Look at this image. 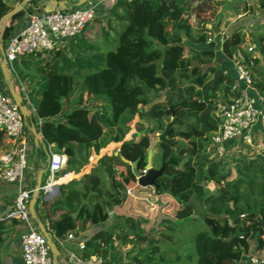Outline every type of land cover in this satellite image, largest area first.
<instances>
[{
	"label": "trees",
	"instance_id": "1",
	"mask_svg": "<svg viewBox=\"0 0 264 264\" xmlns=\"http://www.w3.org/2000/svg\"><path fill=\"white\" fill-rule=\"evenodd\" d=\"M9 1L0 0V18L14 6ZM193 1L200 0H119L104 18L110 28L100 27L105 50L87 38L85 32L90 30H83L68 39L67 52L53 48L19 56L31 59L30 67H22L29 61L22 60L20 65L19 57L13 60L16 91L28 112L23 116L24 129L34 123V113L41 119L38 130L45 149L52 144L54 152L66 155L64 166L55 173L56 183L60 182L57 195L50 200L40 195L34 205V222L44 225L56 246L68 232L76 234L78 227L94 226L84 248L76 246L75 252L82 257L102 256L106 264H256L250 259L264 260V161L241 156L232 168L229 157L211 145L221 123L219 105L242 94L229 61L236 53H241L240 63L250 72V90L259 96L256 106L259 99L264 103V33L253 39L256 50L248 51L243 32L237 28L225 34L220 18L219 35L203 23L192 26L189 19L197 18L190 8ZM44 3L28 0L12 15L0 29L1 46L16 21L32 10L42 11ZM257 3L264 18V0ZM247 8L254 11L250 5ZM111 20L117 28V44L108 49L114 28ZM99 21L95 17L91 23ZM212 36L221 47L219 60L225 58L221 64H216L209 46ZM159 96L163 99L154 101ZM90 98L100 100L99 105L86 107ZM60 114L63 123L50 120ZM166 128L169 143L154 145L152 166L165 165L153 190L174 198L180 207L173 217H161L151 236L143 217L116 215L105 227L110 210L123 202L124 191L140 187L131 163L136 162L139 172L144 169L148 134ZM3 134L0 130V137ZM110 142H120L114 153L100 155L88 172L73 177L91 153L110 149L114 144L104 148ZM93 162L90 158L88 167ZM195 219L205 224V230L187 239L175 236V229ZM9 232L0 222V245ZM117 241L125 247L121 254H116Z\"/></svg>",
	"mask_w": 264,
	"mask_h": 264
},
{
	"label": "built area",
	"instance_id": "2",
	"mask_svg": "<svg viewBox=\"0 0 264 264\" xmlns=\"http://www.w3.org/2000/svg\"><path fill=\"white\" fill-rule=\"evenodd\" d=\"M119 0H85L81 5H76L66 11L55 8L53 11H33L28 15L27 24L15 29L5 41L3 55L5 61L12 68L14 59L21 55L48 51L53 48H66L68 39L78 35L84 30L100 11L105 10ZM248 51H255L254 44L247 47ZM234 72L237 83L245 88H251V75L249 70L240 63L241 53L234 56ZM20 90L24 92L23 83L18 81ZM221 123L216 133L211 137V145L221 155L235 141L247 139L252 126L259 124L264 128V113L257 108L256 98L242 93L236 98L219 105ZM40 122V120H39ZM23 116L9 94L7 88H0V130L12 139L15 147L0 155V179L5 182L20 181L27 165V155L32 148V143L22 139L24 133ZM47 175L39 188L43 197L47 192L55 196L50 185L55 183L56 171L61 169L66 162L64 152L48 151ZM146 168L140 171L146 173ZM32 189H20L17 193L7 218L16 219L20 225V250L23 264H53L51 252L46 239L38 229L28 210V203L32 197ZM131 188H127L129 194ZM43 199H45L43 197ZM79 250L84 248V240L76 239L74 230L68 232L64 238L58 239L57 248L62 250L58 256L57 264H106L102 256L91 255L82 257L75 251L65 247L66 240H74ZM256 264H264V260L250 259Z\"/></svg>",
	"mask_w": 264,
	"mask_h": 264
},
{
	"label": "rangeland",
	"instance_id": "3",
	"mask_svg": "<svg viewBox=\"0 0 264 264\" xmlns=\"http://www.w3.org/2000/svg\"><path fill=\"white\" fill-rule=\"evenodd\" d=\"M251 2L254 3L256 2V0H200L198 2L193 1L190 8L196 13L197 18L191 17L189 19V24L192 26H195L198 23L213 25L215 24V21L219 16V18L221 19V24L219 27L222 28V31L225 34H229L234 29H240L245 36V46L248 47L249 45L254 44L253 39L257 35L264 33V21L262 20L260 15H254L252 13H249L254 15L255 18H237V14L241 11L242 5H245V8H247L246 4H251ZM105 17L106 15H104V17L99 16V22H95L93 24L89 22L84 28L85 31L90 30L88 34L87 32H85L87 38L91 39V41H97V44L100 46L101 50H105V44L103 42L104 34H102L100 27H109L108 22L104 21ZM111 24L112 26H114V28L110 29L109 39H111V43L107 46L108 49L114 48L117 44V40L114 38V35L117 32V28L115 27V22L113 20H111ZM211 42H213L211 47H213L215 53L214 61L216 62V64H221V61L219 60L218 56L219 50L217 45V37L212 36ZM189 44L197 47L196 44ZM90 99L92 100L91 104L99 105L100 100L93 101V98ZM162 99L163 97L159 96L155 98L154 101H160ZM257 106L264 113V103L261 99L258 100ZM132 131L133 127L130 128L129 133H131ZM129 133L125 135L124 139H128ZM110 143H108L105 148L108 147ZM113 144L114 145L110 149L106 150L107 152L114 151V149H116V145L118 143ZM95 155H98V153H91L88 160L90 158L94 159ZM250 155L258 157L264 161V128H262L259 124H256L251 127L247 139H240L238 141H235L228 147V149H226L223 154H221V156L229 157V163L232 168L234 167V162L238 157ZM88 160L86 164H88ZM45 177L46 176H44L43 182L45 181ZM124 194L125 198L123 202L120 205L114 206L110 210L109 218L104 223L105 227L109 225V221L113 219L116 215L143 217L146 219L144 228L146 229L147 234L151 236L155 233L156 224L159 219L163 216L173 217L174 212L177 210V208L180 207L179 202L176 201L174 198L166 194H157L154 192L153 188H131L129 194L126 191H124ZM89 227L91 229L96 228L94 226ZM86 229L88 230V227ZM203 230H205V224L201 220L195 219L190 220L189 224L181 226V229H175L174 233L176 237L187 239L189 237H195ZM124 249L125 247L120 245L118 242L116 254L123 253Z\"/></svg>",
	"mask_w": 264,
	"mask_h": 264
},
{
	"label": "crops",
	"instance_id": "4",
	"mask_svg": "<svg viewBox=\"0 0 264 264\" xmlns=\"http://www.w3.org/2000/svg\"><path fill=\"white\" fill-rule=\"evenodd\" d=\"M21 0H12L9 1L10 4L12 5H16L20 2ZM77 2V0H66V5L65 6H70L71 4H75ZM252 6L254 8L253 12H249V10H247L248 8H245V5H242L241 11L237 14V18H241V19H251V17L253 18L254 15H260L262 20L264 21V18L261 14V10L258 7V3L257 0L256 2L251 4H246V6ZM110 6L108 5V7L102 11H100L98 13V15L96 17H104V15H107V10ZM34 10H32L33 12ZM31 12V13H32ZM248 13V14H247ZM252 13V14H249ZM30 13H26L23 16H21L15 23V27L14 30L17 28H20L22 26H24L25 24H27L28 21V15ZM219 17V16H218ZM255 18V17H254ZM219 47V51H221V47L220 44H217ZM225 58H221V62L223 63L225 60ZM22 60H24L25 62H27L24 66L22 67H30L32 66V60L28 58L25 59H21V57L18 58V62L21 65L22 64ZM3 61V48L2 50L0 49V65ZM233 69V65H234V60H229ZM5 65H6V72H7V76L8 79L5 78V75L3 74L1 67H0V88H7L9 87V82H12L14 88H17V82L15 77L13 76L12 73V68L9 66V64L5 61ZM240 88H242V93L248 94L254 98H259L258 94L256 91H252L250 90V88H245L243 85H239ZM29 107H31L29 105ZM86 107L90 108L91 107V101H88L86 103ZM33 117H34V123L33 124H29L27 126V129L24 130L23 133V137L22 139L27 140L28 142L32 143V148L29 150L28 155H27V165L26 168L23 171V175L20 179V181L17 182H5L2 179H0V222L2 223V225L6 226L8 229H10V232L8 234L5 235V238L2 242V244L0 245V260L3 264H23L22 259H21V250H20V239H19V234H20V225L18 222H12L13 219L12 218H7L6 214L10 211V209L13 206L14 203V199L17 195V193L20 191V189H32L34 188V185L36 183L38 174L40 172V170L43 169L42 172V180L44 179V176L47 175V164H48V159L46 158V154L48 153V151H52L54 152V146L51 144L49 145L48 149H45L43 142H42V136L38 130V126L40 124L39 120L41 121L40 118L36 117V115L33 113ZM51 121L53 122H64V118L63 116L60 115H55L53 117L50 118ZM35 133L38 135V137L35 136ZM35 140L38 141L37 144H35ZM115 143V142H113ZM110 143V144H113ZM118 143L116 145V149L119 146L120 142H116ZM115 143V144H116ZM15 143L12 139H9L6 135H2L0 137V155L10 149H13L15 147ZM105 148V147H104ZM103 149V148H101ZM101 149L98 152V155H95V158L93 159L94 162L92 165L88 166H84V168L82 170H80L77 174L73 175V177H78L79 175L88 172L90 170V168L94 167L96 164V160L97 158L104 154H110V153H114V151H101ZM86 168V169H85ZM73 174V173H72ZM71 177V178H73ZM46 178V177H45ZM58 179V178H57ZM56 183V182H55ZM60 182H57L56 184L59 185ZM57 194H55L56 196ZM40 197V194H39ZM43 198V197H42ZM52 199V198H51ZM37 200V199H36ZM45 200V199H43ZM50 200V199H49ZM39 215L41 219H45L44 217V209L42 207L41 204H39ZM96 228H90L88 227V230H82L80 227H78L77 229H75L76 234L75 238H87L89 237ZM65 247L67 249H71L73 251H76V242L75 239L74 240H66L65 242ZM59 252L61 255L62 250L60 248Z\"/></svg>",
	"mask_w": 264,
	"mask_h": 264
},
{
	"label": "water",
	"instance_id": "5",
	"mask_svg": "<svg viewBox=\"0 0 264 264\" xmlns=\"http://www.w3.org/2000/svg\"><path fill=\"white\" fill-rule=\"evenodd\" d=\"M44 1H45L44 6H43L44 12H50V11H53L55 8H59V7L63 9V8H65V5H66V0H44ZM84 1L85 0H77L76 5H81L82 3H84ZM27 2H28V0H21L18 4L14 5L11 9H9L7 12H5L2 15V17L0 18V29L1 30L3 29L4 23L8 22L9 18L12 15H14L15 13H17L19 10H21ZM218 19H219V17L216 19L215 24H213V25L203 24V26L210 28L214 32L215 35H219V32L216 29V24L218 22ZM0 36H1V33H0ZM212 44H213V42L209 43L210 46H212ZM0 49L2 50L1 44H0ZM0 67H1L3 74L5 75V78L8 79L4 55H3V61L0 65ZM8 91H9V94L12 97L13 101L18 106L22 116L25 117L28 114L27 109L22 104V96L16 91L12 82H9ZM166 130H167V128L161 133H156L155 131H152L148 134L149 142H148V146L146 148V164L144 166V168H146V170H147L146 173L141 174L136 168V162L131 163L132 172L136 178V183L138 186H140L142 188H154V187H156V185H157L156 179L160 175H162V173H163V168H164L165 163L162 162V164L159 168H154L152 166V155L155 151L154 145L157 141H165V142L169 143V141L166 140V137H165ZM35 136L38 137V135L36 133H35ZM37 143H38V141L35 140V144H37ZM46 158L49 160V153L46 154ZM123 160L125 162H127L125 159H123ZM42 172H43V169L40 170V172L38 174L36 183H35L34 188H33L34 190L32 192V197L28 203V210L30 212L31 217L34 220L36 219V213H35L34 205L36 203V199L39 197V188L43 182ZM50 189L53 192H55V194H57L58 193V184L52 183L50 185ZM50 193L47 192L43 196L45 198V200L51 199L49 197L51 195ZM36 225L46 239V243H47L49 250L51 252L53 264H57V259H58V256L60 254L59 249L57 248L56 244L52 241L51 235L47 231V229L44 227V225L38 220L36 221Z\"/></svg>",
	"mask_w": 264,
	"mask_h": 264
},
{
	"label": "clouds",
	"instance_id": "6",
	"mask_svg": "<svg viewBox=\"0 0 264 264\" xmlns=\"http://www.w3.org/2000/svg\"><path fill=\"white\" fill-rule=\"evenodd\" d=\"M142 188V187H141Z\"/></svg>",
	"mask_w": 264,
	"mask_h": 264
}]
</instances>
